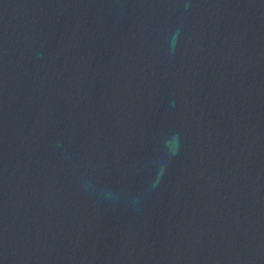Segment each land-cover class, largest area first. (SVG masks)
<instances>
[{"label": "water", "instance_id": "1", "mask_svg": "<svg viewBox=\"0 0 264 264\" xmlns=\"http://www.w3.org/2000/svg\"><path fill=\"white\" fill-rule=\"evenodd\" d=\"M0 264H264V0H0Z\"/></svg>", "mask_w": 264, "mask_h": 264}]
</instances>
